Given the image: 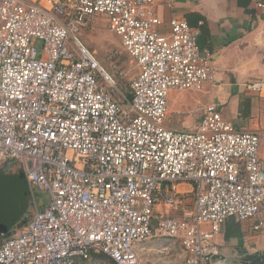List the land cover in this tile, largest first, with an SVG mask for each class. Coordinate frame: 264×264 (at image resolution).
<instances>
[{"label": "built area", "instance_id": "1", "mask_svg": "<svg viewBox=\"0 0 264 264\" xmlns=\"http://www.w3.org/2000/svg\"><path fill=\"white\" fill-rule=\"evenodd\" d=\"M176 1L0 0V164L19 161L48 195L0 264H145L141 250L175 259L177 244L185 264H210L229 219L264 229V133L217 103L193 129L167 125L171 93L203 90L216 69L198 29L159 14ZM97 16L139 67L128 92L79 36Z\"/></svg>", "mask_w": 264, "mask_h": 264}, {"label": "crops", "instance_id": "2", "mask_svg": "<svg viewBox=\"0 0 264 264\" xmlns=\"http://www.w3.org/2000/svg\"><path fill=\"white\" fill-rule=\"evenodd\" d=\"M158 12L167 21L172 16L187 19L193 14L190 18L191 26L199 31V45L215 55L214 78L205 84L204 96L196 94V102L203 103V106L206 103H217L222 108L226 106L225 111H220L237 129L264 133V89L258 92L246 88L249 82L264 78V0H177L172 7L160 6ZM179 97V93H171L169 113L170 105H181ZM6 199L2 202L9 204L11 197ZM36 205L39 206L37 201ZM8 206L5 210L7 214ZM160 210L175 214L168 207ZM227 222L217 236V242L222 247L221 256L224 258L218 259L219 264H245L240 259L245 251L264 253V229L254 231L250 224L240 222L239 235L234 236L228 231ZM12 233L13 230L8 227L7 232L1 235L0 244L10 235L13 236ZM179 247V244L170 247L172 254L176 255L175 259H171L169 254H161L152 249L141 250L140 254L145 264H185L178 252ZM88 263L86 261L82 264ZM109 263L113 264L105 255H94L90 262Z\"/></svg>", "mask_w": 264, "mask_h": 264}, {"label": "rangeland", "instance_id": "3", "mask_svg": "<svg viewBox=\"0 0 264 264\" xmlns=\"http://www.w3.org/2000/svg\"><path fill=\"white\" fill-rule=\"evenodd\" d=\"M79 31L82 41L92 51H95L119 88L124 92H128L131 82L139 73V67L124 50L118 36L110 30L107 21L100 16L91 18L85 25L80 27ZM176 92L179 93V100L182 103L176 106L170 105L167 125L178 130L192 129L201 119V108L203 106V103L196 102L194 97H196V94L204 96V92L203 90ZM219 109L225 111L226 106L223 108L219 106ZM0 196V210L5 211L9 205V214L4 215L2 223L7 224L13 232L19 231L32 218L36 210V201L40 207L48 202L46 193L38 188H35L34 191L30 188L21 163L15 159L0 164ZM7 197H11L9 204L2 202Z\"/></svg>", "mask_w": 264, "mask_h": 264}, {"label": "water", "instance_id": "4", "mask_svg": "<svg viewBox=\"0 0 264 264\" xmlns=\"http://www.w3.org/2000/svg\"><path fill=\"white\" fill-rule=\"evenodd\" d=\"M4 215H7V213H5V211L1 209L0 210V236L3 235L8 230V225L5 223H2ZM26 223H28V221ZM14 233L16 232L14 231L12 234L14 235ZM220 258L224 259L222 256ZM240 259L244 261L245 264H249V262H251V264H264V253H260V252L248 253L245 251L243 256ZM214 263L219 264V260L215 259Z\"/></svg>", "mask_w": 264, "mask_h": 264}, {"label": "trees", "instance_id": "5", "mask_svg": "<svg viewBox=\"0 0 264 264\" xmlns=\"http://www.w3.org/2000/svg\"><path fill=\"white\" fill-rule=\"evenodd\" d=\"M193 14H190L188 17H187V19H188V22H189V24L191 25L192 23H191V16H192ZM197 17H199L198 15H197ZM202 24H200V26H201ZM201 47V46H200ZM202 49H204L203 47H201ZM8 161V160H7ZM6 161V162H7ZM6 162H4V163H6ZM3 163V164H4ZM228 223V225H227V229H228V231L230 232V233H233L234 234V236L235 235H239L238 234V232H240V230H241V225H240V222H237V221H235L233 218H231V219H229V221L227 222ZM229 234V233H228ZM228 234H226V235H228Z\"/></svg>", "mask_w": 264, "mask_h": 264}]
</instances>
